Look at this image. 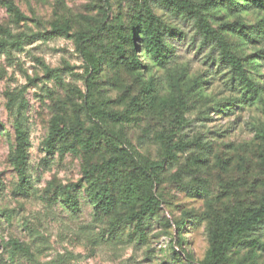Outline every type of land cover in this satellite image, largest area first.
<instances>
[{"label":"rangeland","instance_id":"374dc122","mask_svg":"<svg viewBox=\"0 0 264 264\" xmlns=\"http://www.w3.org/2000/svg\"><path fill=\"white\" fill-rule=\"evenodd\" d=\"M6 1H13L27 18H17ZM110 4L106 30L86 42L82 53L75 38L54 33L53 24L71 35L88 34L104 20L101 0H0V42L11 43L0 52V264H189L187 256L200 264L210 248V231L262 201L264 60L258 57H264L263 43L249 44L225 32L260 87L259 98L250 101L228 91L219 75L212 77L214 70L206 64L209 52L198 54L188 46L195 33L160 9L153 14L176 22L186 35L184 42L176 41L174 63L161 67L138 50L143 68L131 69L128 39L137 2ZM214 15L215 28L234 23L255 28L263 18L249 12ZM91 62L96 72L90 71L89 106L99 113L97 121L144 162L166 160L167 141L204 137L211 144L210 155L175 151L167 159L173 166L155 189L161 210L142 242L127 223L111 233L110 223L118 215L99 214L85 192L84 171L108 160L111 145H119L88 116L85 77ZM151 83L152 95L146 89ZM179 110L195 121L181 132ZM18 119L28 134L25 187L13 163ZM54 119L73 132L74 152H63L56 144L55 154H47L45 141ZM143 137L146 146L141 145ZM130 173L124 167L108 177L115 193L116 179ZM198 188L207 195L189 194ZM67 194L77 198L78 213L65 204ZM15 241L26 250L15 249ZM226 264H264V254L231 251Z\"/></svg>","mask_w":264,"mask_h":264},{"label":"trees","instance_id":"16d2710c","mask_svg":"<svg viewBox=\"0 0 264 264\" xmlns=\"http://www.w3.org/2000/svg\"><path fill=\"white\" fill-rule=\"evenodd\" d=\"M105 6L104 20L94 31L83 34L71 35L65 27L53 24V32L63 34L70 38H75L79 51L84 52V44L91 39L98 37L106 30V20L111 11L110 0H101ZM136 14L132 19V35L129 37L133 57L128 59L130 68L133 70L142 69V64L137 59L136 53L140 51L144 57L150 58L161 67H168L174 63L177 40L184 42L186 37L183 27L176 22L162 21L153 14L154 9H160L174 20H180L182 26H189L190 32L195 36L191 38L188 46L194 48L198 54L209 52L206 64L214 71L212 77L219 75L228 88V91L237 95H242L250 101L259 98L261 90L250 77L245 63L240 58L225 37V32H232L241 36L249 44L264 45V0H136ZM7 8L19 19L27 17L14 4L13 1L5 2ZM225 11L230 16H236L242 12H249L263 16L258 26L250 28L241 23L225 24L215 28L213 20L214 13ZM262 42V43H261ZM139 43V44H137ZM11 44L9 41L0 42V52ZM139 50V51H138ZM205 56V55H204ZM264 57L259 56L258 59ZM87 70L85 83L87 87L86 107L88 116L93 126L106 137L112 138L119 145H111V157L101 164L90 165L84 171V181L86 183V195L99 214L113 216L110 223L111 233H116L120 227L130 224L134 236L141 240H146L149 229L153 226L157 212L161 210L162 199L155 193L156 187L161 183L163 175L171 168L173 162H168L175 151L192 152L199 150L205 156L211 153V144L204 141V137H198L185 143L166 142V160L153 163L144 162L140 156L131 148L123 144L115 137L111 131L104 127L96 118L98 112L89 106V93L92 83V73L96 72L94 63ZM210 79V77H209ZM146 89L155 93L154 83L148 84ZM14 98L13 95H9ZM156 96V95H155ZM154 97V96H153ZM10 108V103H8ZM93 110V111H92ZM179 120V131L191 126L193 120L185 119L182 112L177 113ZM15 131V152L13 163L18 174L21 187L28 185L27 177V144L28 134L24 125L18 119L14 125ZM180 131V132H181ZM73 132L68 128L61 127L57 119L52 121L48 138L45 141L46 151L49 155L55 154L56 144H60L63 152H74L75 147L71 140ZM147 137L141 138L142 146H146ZM264 161V153L262 155ZM127 168L131 173L129 177H119L116 179L117 191L108 181V177H113L121 168ZM75 186H72L73 188ZM193 197L206 196L207 192L203 188L189 190ZM65 204L74 212H79V202L75 196L67 194L64 197ZM127 213L123 216L122 211ZM201 223L202 220L196 218ZM210 248L204 261L200 264H226L230 259V252H246L249 255L264 254V195L259 206L247 209L245 212L228 217L223 225L212 229L209 234ZM14 248L26 250L19 241L14 242ZM189 264H196L191 257L187 256Z\"/></svg>","mask_w":264,"mask_h":264}]
</instances>
